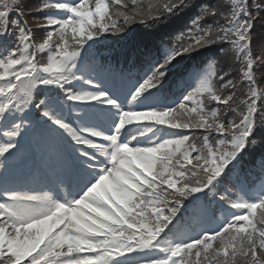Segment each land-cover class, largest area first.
<instances>
[{
    "label": "snow or ice",
    "instance_id": "obj_1",
    "mask_svg": "<svg viewBox=\"0 0 264 264\" xmlns=\"http://www.w3.org/2000/svg\"><path fill=\"white\" fill-rule=\"evenodd\" d=\"M132 4L131 14L122 0L111 13L109 0H42L25 11L21 0H0V168L37 132L59 160L39 192L0 182V264H264V185L248 199L221 196L227 215L214 228L206 203L264 128V52H253L264 0H230L227 13L204 0L176 45L144 50L135 78L95 59L99 38L190 5ZM212 46L219 57L178 81H197L195 90L169 101L179 60ZM221 58L242 62L239 80L217 68ZM181 207L187 217H177Z\"/></svg>",
    "mask_w": 264,
    "mask_h": 264
},
{
    "label": "trees",
    "instance_id": "obj_2",
    "mask_svg": "<svg viewBox=\"0 0 264 264\" xmlns=\"http://www.w3.org/2000/svg\"><path fill=\"white\" fill-rule=\"evenodd\" d=\"M204 2V0H187V3L190 5L187 8H183L175 14L163 16L158 21L152 24H145L140 22L139 20L129 24L127 28H124L126 34H133L134 36L141 37L146 33L152 32L153 30L167 29L171 38L174 40V45L177 44L179 40V34L184 32L190 25L194 17L199 15V5ZM213 3H218L222 10L227 13L230 8V0H211ZM251 2V0H249ZM156 0H136V6L142 7L144 9L148 8L149 4H155ZM110 4H112V0H110ZM122 4H127L128 7L126 9H121L127 11L129 14L133 12L134 5L132 4V0H122ZM113 8V6H112ZM220 23H223V19L221 17L215 18ZM122 22V20H121ZM211 20H206L204 23H211ZM120 32H117V36H119ZM219 46H212L207 49H201L198 54H192L191 56H185V59H193L191 65L195 63V59L202 60L206 66L210 60V58L216 56L219 57ZM253 52L255 54H260L264 52V28L260 27V22L257 21V28L254 33L253 38ZM241 67L242 62L232 60L227 64L223 61V59H219V63L217 64L218 69L231 70V76L229 78H233L236 80L240 79L241 76ZM257 76V86L259 88H264V67L258 68L256 71ZM198 86V85H197ZM196 86V87H197ZM246 91V86L241 85L240 87V95ZM190 199V198H189ZM219 200V199H218ZM217 201L214 202V205H217ZM203 256V254H202ZM193 260L195 257L192 258Z\"/></svg>",
    "mask_w": 264,
    "mask_h": 264
},
{
    "label": "rangeland",
    "instance_id": "obj_3",
    "mask_svg": "<svg viewBox=\"0 0 264 264\" xmlns=\"http://www.w3.org/2000/svg\"><path fill=\"white\" fill-rule=\"evenodd\" d=\"M46 178H48V176H47L46 174H39V175H37V176L33 179L32 183L35 184V182H36L37 180H41V184H40V186H43V184H44L43 182H44V180H45ZM45 181H46V180H45ZM38 189H41V188L39 187ZM39 191H41V190L34 191V192H39ZM30 193H31V192H30Z\"/></svg>",
    "mask_w": 264,
    "mask_h": 264
}]
</instances>
